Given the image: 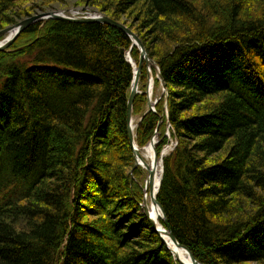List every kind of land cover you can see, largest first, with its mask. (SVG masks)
I'll return each mask as SVG.
<instances>
[{"label":"trees","instance_id":"16d2710c","mask_svg":"<svg viewBox=\"0 0 264 264\" xmlns=\"http://www.w3.org/2000/svg\"><path fill=\"white\" fill-rule=\"evenodd\" d=\"M47 1L0 0V31ZM76 3L140 13L127 24L166 92L156 110L136 95V143L158 129L160 156L171 125L157 199L178 242L204 264H264V0ZM132 46L108 24L46 19L0 50V264H181L139 213ZM148 79L143 62L140 90Z\"/></svg>","mask_w":264,"mask_h":264},{"label":"water","instance_id":"95a60500","mask_svg":"<svg viewBox=\"0 0 264 264\" xmlns=\"http://www.w3.org/2000/svg\"><path fill=\"white\" fill-rule=\"evenodd\" d=\"M46 19H61V20H69V21H75V22H100V23L108 24V25L117 27V28L125 31L131 37L132 42H133V46H137L140 49V64L138 66L137 71H134L135 72L134 81L132 84V89L130 92V96L128 99V105L127 106H128V134H129L131 146H132L133 151H134L135 168H137L138 166L143 167V164L140 162L139 158L142 157V153H141L140 149H143L144 147H140L136 143L135 128L137 125L134 124V117H133V106H134L135 97L138 93H140L139 83H140V74H141L143 62H146V65L149 68L148 69L149 71H152V67H154L157 70V77L160 79L161 85L165 90H166V83H165L164 79L162 78L159 67L157 66L156 62L149 56V54H148L143 42L141 41L140 37L136 33H134L127 25H125L119 21H116L112 17L105 15V14H98L96 16H75L73 14H69V13L64 12V11H50V12H43V13L35 14L33 16H30V17L20 21L19 23L15 24L13 26H10L8 28L1 30L0 31V37L7 34V33H11V32H15V33L11 37H9V38L7 37L5 40L0 42V50L8 49L11 46V44L15 41V39L18 37V35L22 31H24L28 26H30V25L38 22V21H42V20H46ZM131 49L128 51L127 58L129 60V62L134 66V64L132 62V60L134 61V59L131 55ZM153 83H154V81H152L151 86L153 85ZM149 86H150V84H149ZM145 93L149 94V90L146 89ZM155 103H157V102H155ZM148 107H149V110H151V109L156 110L155 106L151 102L150 97L148 98ZM166 107L168 108V102L166 103ZM150 143H156L157 144L158 141H155L153 138L150 141ZM155 158H156V160H158L160 158V160L162 162V175H161L160 185H159V190H160L162 178H163V173H164V163H163L164 155L159 157V153L157 151L156 145H155ZM153 177H154V173L152 172V170H148V176L146 178V181L149 180V182H151ZM133 179H134V176H133ZM145 184H146V182H145ZM159 190H158V193H159ZM157 196H158V194H157ZM157 196L153 200H154V203L159 205L163 211V214H164V218L162 220L163 226L169 231V235L172 238L173 242H175L180 248L185 249L189 253L190 258H191V262L187 263V262L179 259L173 253L171 248L167 245L165 239L162 236L160 229H158L156 224L147 215H144L148 219V222L150 223L151 227L160 235L161 239L163 240V242H165L168 249L174 255L175 259L178 260L181 264H204V263L200 262L188 248H186L185 246L181 245L178 242L177 238L174 236V234L170 228L166 212H165L163 206L161 205V203L158 201Z\"/></svg>","mask_w":264,"mask_h":264},{"label":"rangeland","instance_id":"374dc122","mask_svg":"<svg viewBox=\"0 0 264 264\" xmlns=\"http://www.w3.org/2000/svg\"><path fill=\"white\" fill-rule=\"evenodd\" d=\"M79 0H48L47 2H44V4H43V6L45 5V8H41V10H37L35 13L36 14H39V13H43V12H50V11H64V12H67V13H69V14H73V15H75V13L77 14V15H79V16H96V15H98V14H102L99 10H97V9H94V8H96V7H93V6H84L83 4H77L76 2H78ZM36 2H39V1H36ZM109 5V4H108ZM35 15V14H34ZM76 16V15H75ZM28 18V17H27ZM140 18V13H137V10L136 9H134V8H131L130 10H129V12L127 13V14H125V15H123L120 19H122L121 21H123V22H121V21H119V22H121V23H123V24H125V25H127L128 26V24L127 23H129V24H133L135 27H138V26H140L138 23H137V19H139ZM145 23H143V25H144ZM129 27V26H128ZM130 28V27H129ZM131 29V28H130ZM155 29V25H152V26H150V27H148L147 28V32H153V30ZM132 30V29H131ZM133 31V30H132ZM134 32V31H133ZM135 33V32H134ZM12 34V32L11 33H7V34H5V35H3V36H1L0 37V42L1 41H3V40H5L7 37H9L10 35ZM137 34V33H136ZM144 34H146V32L144 33ZM148 34V33H147ZM138 35V34H137ZM139 36V35H138ZM157 36V35H156ZM141 39V38H140ZM142 41V40H141ZM130 50V49H129ZM127 54H128V52H127ZM132 55V54H131ZM157 64V63H156ZM158 66V65H157ZM152 68H154V67H152ZM149 69V68H148ZM155 69V68H154ZM160 69V68H159ZM156 70V69H155ZM156 75H157V70H156ZM155 78V75H153V72L152 71H149V79H148V82H147V85L149 86V84H150V86H151V80L153 79V81H154V78ZM140 86V85H139ZM143 91H146V90H141V92H143ZM165 91H164V89H163V87H162V85H159V86H155V84L153 83V94H152V100H151V102H152V104H153V102L154 101H156V99L157 98H160V96L164 93ZM246 94V93H245ZM188 114H191V113H188ZM141 120V118L139 119L137 116L136 117H134V124L135 125H138V121H140ZM137 127V126H136ZM171 129V128H170ZM113 132H114V130H112ZM157 133H156V135H157V137H156V139L158 140V143L160 142V131L157 129V131H156ZM115 133V132H114ZM168 134H170L169 132H168ZM169 140H170V142L162 149V151H161V156L162 155H164V156H166V155H168L169 153H171L172 151H173V148H175L176 147V145H177V142H176V140L175 139H173L172 137H170L169 138ZM149 144V143H148ZM147 144V145H148ZM146 145V146H147ZM144 147V146H143ZM117 148H119V150H121L122 149V147H121V144L120 143H118V145H117ZM165 149H168L167 150V152L166 153H164V151H165ZM142 151V150H141ZM142 153V157H140L139 159H140V162L143 164V167H141V166H138V167H141L142 168V171H143V173L140 175L141 177L138 179V181H139V183H140V185L142 186V188H143V198H144V196H145V189H144V187H145V182L146 183H148L147 181H146V178H147V176H148V170L146 169L147 167L144 165V163L146 164V165H148L150 168H151V164H152V161H151V158H150V155H149V152L148 153H146V152H144V151H142L141 152ZM135 157V156H134ZM132 173H133V171H132ZM158 194V193H157ZM143 201V200H142ZM142 201L140 202V208H141V203H142ZM150 211L151 209H150V199H148V201H147V207L145 208V211ZM139 213L140 214H143V215H145V213H142L141 212V209H140V211H139ZM163 220V219H162ZM163 226V225H162ZM164 227V226H163ZM165 228V227H164ZM165 230H167L166 228H165ZM167 232H168V230H167ZM175 253H177V252H175Z\"/></svg>","mask_w":264,"mask_h":264},{"label":"bare ground","instance_id":"6f19581e","mask_svg":"<svg viewBox=\"0 0 264 264\" xmlns=\"http://www.w3.org/2000/svg\"><path fill=\"white\" fill-rule=\"evenodd\" d=\"M14 33L15 32H12V34L9 37H11ZM132 62H133V64L136 63L133 60H132ZM137 69H138V67H136V70L134 68L135 71H137ZM152 81H153V79L151 80V84H152ZM147 89L149 90V94L147 93V95L152 100L153 85L152 86L147 85ZM154 140L157 141L156 137H154ZM155 145H156V143H149L143 149H140L146 153L149 152V155H150V158L152 161L151 168L148 165H146L145 163H144V165L147 167L146 169L152 170V172L154 173V177L151 180V182H149V180H148L147 181L148 183H146V185L144 187V189H145V196H144V201H143L144 213L156 224L158 229H160L163 238L165 239L167 245L171 248L173 253L175 254V252H177L176 254L186 258V260L188 261L187 263H190L191 258H190L189 253L185 249L180 248L175 242H173L172 238L169 235V231L167 232V230H165V228L162 226L163 225L162 219L164 218V214L161 213L158 205L155 204L154 200H153L157 196V193L159 190V185H160V179H161V175H162V162H161L160 158L158 160H156V158H155ZM167 150L168 149H165L164 153H166ZM148 199H150V209L151 210L145 211V208L147 207Z\"/></svg>","mask_w":264,"mask_h":264},{"label":"built area","instance_id":"2783aa9c","mask_svg":"<svg viewBox=\"0 0 264 264\" xmlns=\"http://www.w3.org/2000/svg\"><path fill=\"white\" fill-rule=\"evenodd\" d=\"M75 15H76V16H79V15H77L76 13H75Z\"/></svg>","mask_w":264,"mask_h":264}]
</instances>
